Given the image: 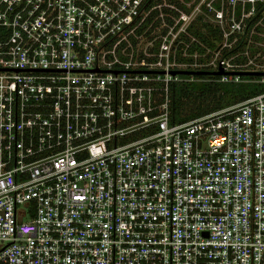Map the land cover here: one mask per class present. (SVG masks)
<instances>
[{
	"label": "built area",
	"instance_id": "1",
	"mask_svg": "<svg viewBox=\"0 0 264 264\" xmlns=\"http://www.w3.org/2000/svg\"><path fill=\"white\" fill-rule=\"evenodd\" d=\"M195 2L0 0V264H264V91L172 117L178 71L264 72V8L223 55L264 0L213 49Z\"/></svg>",
	"mask_w": 264,
	"mask_h": 264
},
{
	"label": "trees",
	"instance_id": "2",
	"mask_svg": "<svg viewBox=\"0 0 264 264\" xmlns=\"http://www.w3.org/2000/svg\"><path fill=\"white\" fill-rule=\"evenodd\" d=\"M256 6V14L247 20V26L244 32L238 34L235 42L230 47L223 50L224 56L229 57L236 52H241L247 46L250 28L255 22L260 20L264 3H258ZM236 13L237 15L239 14L238 6H236ZM200 18L201 17L198 16L189 28L205 45L212 49L216 48V43L221 36L219 28ZM262 21L264 24V17ZM263 24L256 25L255 30L259 31ZM252 36L256 37L254 33H252ZM230 38H233V35H231ZM244 60L245 56L239 54L232 59V62L239 63ZM195 76L196 78H207V80L180 82L173 86L172 95L174 100L172 105V117L174 120L182 121L207 111L242 101L249 96L264 91V83L257 81L261 78L259 75H240L241 80L238 82L218 81L219 75L195 74Z\"/></svg>",
	"mask_w": 264,
	"mask_h": 264
},
{
	"label": "rangeland",
	"instance_id": "3",
	"mask_svg": "<svg viewBox=\"0 0 264 264\" xmlns=\"http://www.w3.org/2000/svg\"><path fill=\"white\" fill-rule=\"evenodd\" d=\"M223 1H225V4L223 3ZM202 0H196L195 2V7H194V14L196 16L201 17V20L204 21H211L213 23H217V20L219 19V17H216V15H220L222 16L223 19V24H225L226 20H227V9L225 10L227 6V4L230 3V0H210L211 5L209 6V10L206 11L205 7L206 5H202L201 4ZM204 7V8H203ZM231 7H232V3H231ZM224 8V9H222ZM202 22V21H200ZM263 24V23H262ZM260 35H263L264 37V24L261 26V28L259 29V33H258V37H261ZM264 41V40H263ZM261 43L262 41H257ZM259 50H262V52H260V54H256L254 51L251 54V58L254 60L255 56H258L256 58V61H259L261 58L259 56H261L264 53V48H259Z\"/></svg>",
	"mask_w": 264,
	"mask_h": 264
},
{
	"label": "water",
	"instance_id": "4",
	"mask_svg": "<svg viewBox=\"0 0 264 264\" xmlns=\"http://www.w3.org/2000/svg\"><path fill=\"white\" fill-rule=\"evenodd\" d=\"M179 73L183 74H211V75H218V74H241V75H259L264 76V72L262 71H224V70H217V71H178Z\"/></svg>",
	"mask_w": 264,
	"mask_h": 264
}]
</instances>
